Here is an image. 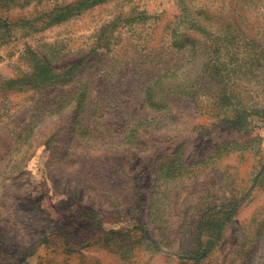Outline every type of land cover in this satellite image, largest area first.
Listing matches in <instances>:
<instances>
[{"label":"rangeland","instance_id":"1","mask_svg":"<svg viewBox=\"0 0 264 264\" xmlns=\"http://www.w3.org/2000/svg\"><path fill=\"white\" fill-rule=\"evenodd\" d=\"M0 264H264V0H0Z\"/></svg>","mask_w":264,"mask_h":264},{"label":"trees","instance_id":"2","mask_svg":"<svg viewBox=\"0 0 264 264\" xmlns=\"http://www.w3.org/2000/svg\"><path fill=\"white\" fill-rule=\"evenodd\" d=\"M47 69H48V67H47Z\"/></svg>","mask_w":264,"mask_h":264}]
</instances>
